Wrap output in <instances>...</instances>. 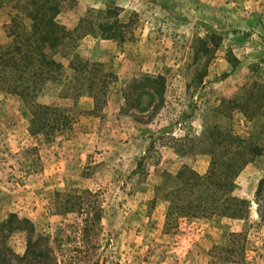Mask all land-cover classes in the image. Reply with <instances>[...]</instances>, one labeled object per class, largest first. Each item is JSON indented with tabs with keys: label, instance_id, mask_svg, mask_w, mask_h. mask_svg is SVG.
Here are the masks:
<instances>
[{
	"label": "rangeland",
	"instance_id": "374dc122",
	"mask_svg": "<svg viewBox=\"0 0 264 264\" xmlns=\"http://www.w3.org/2000/svg\"><path fill=\"white\" fill-rule=\"evenodd\" d=\"M43 5L64 75L0 90V225L31 222L59 264H264V0H0V46ZM0 232V264L28 263L29 234Z\"/></svg>",
	"mask_w": 264,
	"mask_h": 264
},
{
	"label": "trees",
	"instance_id": "16d2710c",
	"mask_svg": "<svg viewBox=\"0 0 264 264\" xmlns=\"http://www.w3.org/2000/svg\"><path fill=\"white\" fill-rule=\"evenodd\" d=\"M42 9L37 11L35 17L33 18L34 23L31 26L30 34L26 40L17 39L13 43L5 47L0 46V90L6 93H13L20 95L21 97L35 99L41 93L46 83L52 81L53 78H62L63 66L56 62L51 56L52 52L55 51L56 47L61 44L65 36L66 30L54 22L53 18H49L47 10ZM54 39V42L49 40V37ZM71 70L76 73H82L86 67L81 62L73 63L70 66ZM81 70V71H79ZM86 73V72H85ZM68 78H65V81ZM90 80V87L96 85L97 78H92ZM7 89V91H6ZM66 114L59 110H53L51 107L38 106L35 116L37 118L41 117L42 120H46L45 126L55 129L61 127H68L71 124L70 116H65ZM241 159L242 157H237ZM234 160V159H233ZM185 171L180 173L183 175ZM210 178H202L195 174H191L189 178V183L186 185V190H189L191 194L197 188H203L208 190L206 187L210 186ZM228 191L229 188H225ZM182 191L177 193L176 200H180V195ZM260 193V192H259ZM211 204H216V196L212 195ZM79 199L74 198L68 201V204L76 206ZM225 207L229 211L235 210L237 208H244L246 212L249 211V205L246 202L240 201L236 198L225 194ZM13 216H11L7 221L0 225V231L2 228L8 230V234H15L18 231L26 232L27 238V252L25 257L20 258L21 262H28L26 264H59L56 261L52 249L49 246L48 238H44L42 235H37L34 237V227L31 222L27 220H17L20 224L29 225L31 230H25L22 228L11 229L12 222L14 221ZM264 220V217L262 218ZM1 233V232H0ZM33 235V236H32Z\"/></svg>",
	"mask_w": 264,
	"mask_h": 264
}]
</instances>
